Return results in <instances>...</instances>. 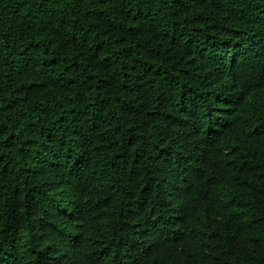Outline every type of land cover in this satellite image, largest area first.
<instances>
[{
	"label": "trees",
	"instance_id": "16d2710c",
	"mask_svg": "<svg viewBox=\"0 0 264 264\" xmlns=\"http://www.w3.org/2000/svg\"><path fill=\"white\" fill-rule=\"evenodd\" d=\"M0 264H264V0H0Z\"/></svg>",
	"mask_w": 264,
	"mask_h": 264
}]
</instances>
